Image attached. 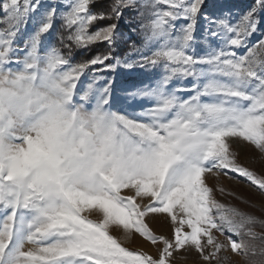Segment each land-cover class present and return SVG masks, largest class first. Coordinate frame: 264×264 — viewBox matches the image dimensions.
<instances>
[{"label": "snow or ice", "instance_id": "6c2138e0", "mask_svg": "<svg viewBox=\"0 0 264 264\" xmlns=\"http://www.w3.org/2000/svg\"><path fill=\"white\" fill-rule=\"evenodd\" d=\"M94 3L0 0V264H264V220L207 182L234 173L264 194L239 162L244 146L264 159V0ZM97 43L108 51L73 62ZM97 65L111 78L82 86ZM121 68L147 75L118 88ZM136 236L156 254L122 243Z\"/></svg>", "mask_w": 264, "mask_h": 264}, {"label": "rangeland", "instance_id": "374dc122", "mask_svg": "<svg viewBox=\"0 0 264 264\" xmlns=\"http://www.w3.org/2000/svg\"><path fill=\"white\" fill-rule=\"evenodd\" d=\"M246 2V3H245ZM246 0H212L208 2L211 4H219L226 7H230L234 10H246L249 6H251L254 0H250L248 3ZM4 17V13L0 11V20ZM126 24V21H125ZM179 26V22H177V27ZM6 27L5 24L0 23V28ZM31 25H29V28ZM264 33V29L258 31L253 37H251V42L255 43V41ZM133 36L138 38L137 45L140 43V37L132 34ZM125 37L127 35L125 34ZM54 42V41H53ZM19 46L23 45V40H19L17 42ZM240 54H243L242 51ZM101 68V66H94L92 69L87 70L86 74L81 77V84L86 85L89 81L93 79V76L96 75L98 77H102L104 79L111 78L113 73L97 71V69ZM147 75L145 70L134 69L127 70L121 68L117 74V85L118 88L120 86L131 87L134 84H138L141 79ZM101 86L103 85V79L97 81ZM117 96H120L121 93L117 91ZM239 162L248 167L250 170L254 171L258 176H264V159H261L260 154L251 146H244L240 148L239 154ZM234 179H228V177L221 176L217 181L215 177H209L208 183L210 186H222L226 191L224 194L220 192H215V199L220 203H223L230 207H235L238 210L254 215L255 217L264 220V194L257 190L254 185H251L250 182H247L245 178L238 177L237 174L230 173ZM228 193H234V195H228ZM152 228L157 234H164L168 237H171V227L164 220L163 217L152 222ZM257 233H264V228H255ZM114 235L119 236V233L113 232ZM223 239V237H220ZM124 246L130 248L131 250L141 249L149 252L150 254L155 255L157 249L152 246L150 243L143 241L139 236L134 237L131 241H122ZM31 245H25V249L27 250ZM188 259H178L174 262V264H204L202 260L199 259L195 252L188 253ZM232 259H239L238 257H231Z\"/></svg>", "mask_w": 264, "mask_h": 264}, {"label": "trees", "instance_id": "16d2710c", "mask_svg": "<svg viewBox=\"0 0 264 264\" xmlns=\"http://www.w3.org/2000/svg\"><path fill=\"white\" fill-rule=\"evenodd\" d=\"M212 0H207V2H210ZM246 1H250V0H246ZM247 2V3H248ZM111 3V0H95V3L92 6V10L94 12H99L101 10H104L105 8L108 7V5ZM246 3V2H245ZM129 15H126L124 20H122L120 22V30L122 33L128 35L129 34V29L126 27L125 21H127L129 19ZM108 21H102V22H98L96 23L90 30L91 31H96L98 28L103 27L105 24H107ZM138 38L131 35V39L128 41L129 44L135 42L137 43ZM54 43L59 47V41L58 40H54ZM108 51V46L105 43H97L95 45H92L89 50H78L75 57H74V63L76 62H80L84 59L90 58L92 55L95 54H104ZM115 53L117 56L123 58L124 53L126 51H128V48L126 45H124L123 43H121L120 45L117 46V48L114 49ZM260 226L257 225L256 228H259Z\"/></svg>", "mask_w": 264, "mask_h": 264}]
</instances>
